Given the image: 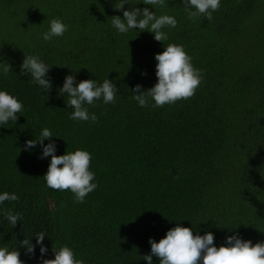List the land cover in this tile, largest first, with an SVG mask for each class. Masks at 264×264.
Listing matches in <instances>:
<instances>
[{"label": "trees", "instance_id": "1", "mask_svg": "<svg viewBox=\"0 0 264 264\" xmlns=\"http://www.w3.org/2000/svg\"><path fill=\"white\" fill-rule=\"evenodd\" d=\"M119 0H0V90L24 105L15 122L0 125V194L15 193L0 209L20 213L12 227L0 214V247L17 250L24 264L54 259L70 247L85 264H148L149 239L158 242L177 226L194 235L211 232L214 246L237 235L264 241V0H220L209 21L189 20L182 0L165 7L131 0L123 10L147 7L175 17L168 40L138 29L119 33L111 17ZM194 10V9H189ZM59 18L68 30L45 41L42 33ZM7 28V32L3 31ZM169 43L182 45L202 72L195 95L162 108L141 107L132 89L157 82L155 55ZM25 55L50 66L47 92L21 75ZM109 79L115 104L87 106L96 123L69 118L64 79ZM44 128L56 155L77 149L92 156L97 188L82 203L70 191L52 190L43 176L51 157L42 146L25 150ZM45 234L41 257L36 235ZM25 238L34 245L28 254ZM152 264L159 259L152 257Z\"/></svg>", "mask_w": 264, "mask_h": 264}, {"label": "clouds", "instance_id": "2", "mask_svg": "<svg viewBox=\"0 0 264 264\" xmlns=\"http://www.w3.org/2000/svg\"><path fill=\"white\" fill-rule=\"evenodd\" d=\"M131 4V0H119L115 9L123 10L125 4ZM144 5L165 7V0H143ZM187 18L197 20L201 16L209 21L213 19V12L220 8V0H182ZM194 9V10H189ZM175 17L167 14L156 16L147 7L131 8L123 10V18L111 17L112 26L121 34L130 29H138L154 34L157 42L168 40L163 28L177 26ZM68 30L59 18L50 21L49 30L42 33L45 41H51L54 37H61ZM155 75L157 82L146 91H141V85L137 84L133 89L132 99L139 106L162 108L172 105L180 100L192 98L202 82V72L192 64L189 56L182 45L167 44L164 50L155 55ZM11 65H0L4 75L11 72ZM21 75L27 74L31 81L44 91L51 89L52 85L48 78L50 66L44 63L36 55H25L21 65ZM60 93L67 94V107L72 109L69 116L72 120L91 121L96 123V114H90L87 106H95V102L102 98L104 104H115L117 87L109 79L102 84H97L93 79H85L76 83L73 75H67ZM24 110V105L15 96L7 91L0 90V125L9 121L15 122L17 114ZM53 137V133L44 128L39 139L25 142V150L34 148L39 142L42 146V156L51 157L47 172L43 176L46 186L52 190L70 191L74 194L75 202H84L85 197L97 188L93 183L95 174L90 170L92 156L86 150H75L56 155V146L50 142L47 145L43 141ZM19 196L15 193L4 192L0 194V204L5 201H18ZM0 214L14 227L21 220L20 213H13L10 209H0ZM36 244L40 245L41 257L47 252L43 245L45 234L38 233ZM214 235L206 232L203 236L194 235L189 227L177 226L169 229L165 236L158 242L149 239L151 252L143 256V259L152 264V257L159 259V264H264V241L253 244L250 240H242L237 235L227 236V246H214ZM21 245L27 249L28 254L34 253V245L30 239L25 238ZM54 259H41V264H85L83 259H77L75 253L68 246L54 249ZM0 264H24L17 250H9L8 247H0Z\"/></svg>", "mask_w": 264, "mask_h": 264}, {"label": "rangeland", "instance_id": "3", "mask_svg": "<svg viewBox=\"0 0 264 264\" xmlns=\"http://www.w3.org/2000/svg\"><path fill=\"white\" fill-rule=\"evenodd\" d=\"M6 30H7V28H4V30H3V31L7 32L8 30H7V31H6ZM7 33H8V32H7Z\"/></svg>", "mask_w": 264, "mask_h": 264}]
</instances>
